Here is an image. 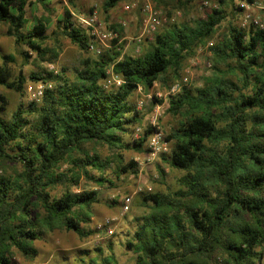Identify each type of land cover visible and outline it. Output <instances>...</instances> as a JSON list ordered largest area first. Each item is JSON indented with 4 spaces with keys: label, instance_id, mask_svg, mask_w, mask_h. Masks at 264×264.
<instances>
[{
    "label": "trees",
    "instance_id": "trees-1",
    "mask_svg": "<svg viewBox=\"0 0 264 264\" xmlns=\"http://www.w3.org/2000/svg\"><path fill=\"white\" fill-rule=\"evenodd\" d=\"M120 1L107 0L106 12ZM191 1L154 0L157 6L174 2L181 8ZM228 2L219 0L218 7L193 24H175L156 33L141 55L120 58L116 47L101 52L96 60L86 59L74 81L53 71L45 75L33 72L32 81L56 82L46 90L41 106L31 103L28 113L34 118L24 116L22 107L10 119L3 117L8 103L0 91V160L18 159L23 165L17 178L0 175V264H13L12 247L25 256H36L34 242L44 230L65 228L82 237L92 233L82 226L81 212L76 208H89L99 202V192L69 190L57 196L49 188L70 180L77 184L82 173L100 186L111 182L106 176L109 160L102 161L90 153L76 156V152H84L86 143L146 151L151 127L140 138H134V127L141 124L142 117L130 97L140 86L150 90L156 82H165L169 74L179 79L186 60L227 17ZM30 3L31 0H0V23L8 25L6 34L18 46H25L45 60L52 53L51 48L44 47L50 21L40 17L28 29ZM57 26L59 35L84 52L91 44L99 46L89 28L75 21L71 9H65ZM212 49L216 57L214 75L206 78L202 87L184 86L171 97L168 111L180 114L184 121L166 136L173 146L170 153L161 156L167 165L185 173L177 191L142 196L141 204L151 203L153 210L142 217L135 232L140 244L127 243L138 254L136 264H258L261 258L264 29L253 24L248 29L231 24ZM28 50L24 51L27 59L31 57ZM110 72L123 80L121 85L105 86ZM26 82L23 72L13 79L7 64H0V86L22 93ZM220 116L225 117V122ZM125 134H131L132 139L125 141ZM64 163L72 167L61 170ZM88 168L99 170L100 175H91ZM161 171L164 173L162 168ZM117 173L138 174V162L119 165ZM39 206L44 215L34 216L33 210ZM104 261L113 264L107 257ZM81 262L85 259L81 258Z\"/></svg>",
    "mask_w": 264,
    "mask_h": 264
},
{
    "label": "rangeland",
    "instance_id": "rangeland-1",
    "mask_svg": "<svg viewBox=\"0 0 264 264\" xmlns=\"http://www.w3.org/2000/svg\"><path fill=\"white\" fill-rule=\"evenodd\" d=\"M106 1L31 0L27 7V28H32L40 17L50 21L47 25V39L44 47L51 48L52 53L47 54L44 57L45 60H41L35 52L29 51L25 46H18L15 43V39L6 34L8 25L0 23V64H7L11 69L13 79L17 78L21 72L27 77L25 89L22 93L2 85L0 86V91L5 95L8 103L6 109L2 111L3 117L10 119L22 107L25 112L24 116L34 118V114L28 113L30 105L35 102L38 107L41 106L44 102V97L40 101H35L31 98L29 87H34L37 83L30 78L33 72H41L45 75L46 71H53V73H61L65 78L74 81L79 70L85 67L84 61L86 59L96 60L99 58V54L96 52L90 50L84 52L73 44L69 38L57 33L59 31L57 26L58 19L62 17L65 9H71L75 14H89L96 7L108 30L119 32V37L113 41L99 44L102 53L118 47L121 52L120 58H122L138 56L148 50L156 34L152 37L144 38L141 42L140 52L136 51V39L142 32L141 13L139 11L126 12L123 10V5L129 0H121L116 6L111 7L106 12L104 8ZM205 1H209L208 7L204 6ZM246 1L249 2V9L241 6L242 0H234L233 2L229 0L227 6H225L227 17L221 22L217 32L204 45L198 47L193 56L186 60L179 79L169 74L165 82H156L150 90H145L140 86L132 94L130 101L140 111L142 117L141 124L137 126H142V128L149 127L150 119L157 111V106H161L162 112L159 119V128L166 136L180 126V123L184 121V117L168 111L170 100L173 96L170 93L172 85L188 74L190 80L186 87L196 89L204 85L206 78H211L214 75L216 57L214 49L209 47V42H214V45H216L228 33L231 24L248 29L253 24L252 19L255 18L259 19L264 25V0ZM218 5L219 0H192L185 8L177 7L174 2H171L168 6H158L164 21L157 33H161L175 24H193L196 19L205 17ZM238 7L241 10L237 9ZM74 18L79 23L77 17L74 16ZM27 50L31 55L28 59L24 55V51ZM55 53L58 55L54 58ZM5 56L12 58L5 60ZM209 63H211V66H208ZM232 78L236 80V77ZM48 82L52 86L56 84L52 80ZM112 86L114 85H111L110 88ZM141 100L144 101L143 105L139 103ZM218 113L221 114V110H218ZM222 118V122H225V117ZM131 139V134L124 135L125 141ZM169 146L170 150L168 153L171 151L173 141H169ZM83 147L84 152H76L77 157L90 153L98 155L102 161L109 160L111 162L110 166L106 168V176L111 182H106L104 186H100L82 173L78 178L77 184L70 180L49 188V191L52 195L59 196L69 190L73 192L97 190L99 192V202L94 203L89 208H76L77 212H81L82 226L84 229L92 231V233L82 237L75 231L65 228H55L51 231L44 230L40 236L41 238L34 242L38 251L36 256H25L16 247H12L13 264H105L104 259L106 257L113 264H136L138 254L134 249L130 250L127 247V243L134 241L137 245L140 244L136 239L135 232L143 222L142 217L149 215L153 210L151 203L141 204L142 196L157 192L171 194L177 191L180 188V177L185 171L170 167L164 162L161 155L152 162H146V151L138 152L121 148V146L111 147L108 144L96 142L86 143ZM131 160L138 162V174L117 173L119 165L126 164ZM71 167L70 163H64L61 166V170H68ZM161 168L164 173H162ZM88 169L91 171V175H100L99 170ZM22 170L23 165L18 159L0 160V175L17 178ZM139 186H152L154 190L150 193L144 191L136 193V189ZM128 194H134L133 202L129 211L122 213V201ZM113 200L117 202H113ZM35 213L44 215V210L39 206L33 210L32 214L34 216ZM107 218L114 219L112 222L114 233L112 235H108L105 229L99 228V225H103ZM258 251L262 252L258 264H264V245L259 247ZM81 258L85 259L84 263L81 262ZM92 258H94L93 263L91 261Z\"/></svg>",
    "mask_w": 264,
    "mask_h": 264
},
{
    "label": "built area",
    "instance_id": "built-area-1",
    "mask_svg": "<svg viewBox=\"0 0 264 264\" xmlns=\"http://www.w3.org/2000/svg\"><path fill=\"white\" fill-rule=\"evenodd\" d=\"M204 6H209V1L204 2ZM241 6L243 8L249 9V2L246 0H242ZM123 10L126 12L131 11H139L142 15V32L137 37V52L141 50V42L144 38L152 37L157 33L160 26L163 24V17L160 8L156 5L154 0H129L123 5ZM74 16L77 17V20L80 24L85 25L89 28L94 41L97 43L106 44L107 41H113L119 36L117 31L108 30L106 23L100 18V13L98 9L95 7L89 14H75ZM250 16V15H248ZM252 23L259 28H263L264 25L259 19H252ZM125 24V23H124ZM214 46V42H209V47L212 48ZM90 51L96 52L100 54L102 52L101 48L96 44H91ZM211 66V63L208 64ZM189 73V71H187ZM111 73V72H110ZM190 77L186 74L181 80L176 81L171 89V94H177L182 91L184 86L189 84ZM123 80L114 75L113 73L110 74L109 78L105 81V86L110 88L111 85L119 86ZM48 88H52V84L50 82H37L34 87H29V91L31 93V98L35 101H40ZM140 105H143L144 101H139ZM156 112L153 117L150 119L151 132L147 138L146 142V162H152L160 155L164 153H168L170 150L169 141L166 138V135L162 130L159 128V119L162 115L161 106H157ZM148 128H142V126H137L135 128V138H140L143 135V131ZM152 186H139L136 189V193L140 192H153ZM135 193V194H136ZM134 194H128L123 198L122 201V213H126L129 211L132 202H133ZM114 219L107 218L104 221L103 225H99L100 229H105L108 235H112L114 233V229L112 227V222Z\"/></svg>",
    "mask_w": 264,
    "mask_h": 264
}]
</instances>
